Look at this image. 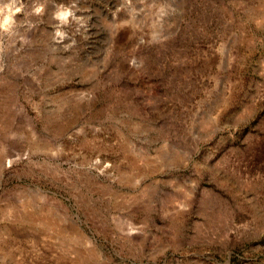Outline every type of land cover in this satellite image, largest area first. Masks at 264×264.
Listing matches in <instances>:
<instances>
[{"label": "rangeland", "instance_id": "374dc122", "mask_svg": "<svg viewBox=\"0 0 264 264\" xmlns=\"http://www.w3.org/2000/svg\"><path fill=\"white\" fill-rule=\"evenodd\" d=\"M0 264H264V0H0Z\"/></svg>", "mask_w": 264, "mask_h": 264}, {"label": "bare ground", "instance_id": "6f19581e", "mask_svg": "<svg viewBox=\"0 0 264 264\" xmlns=\"http://www.w3.org/2000/svg\"><path fill=\"white\" fill-rule=\"evenodd\" d=\"M67 15H68V12H62L61 13V16H63V17H67ZM7 18H5V20H6ZM60 19V18H59ZM64 19V18H63ZM66 19V18H65ZM60 22H57V24H59ZM62 36L59 34V36L57 37V38H59V39H62L61 38Z\"/></svg>", "mask_w": 264, "mask_h": 264}, {"label": "clouds", "instance_id": "9594fccd", "mask_svg": "<svg viewBox=\"0 0 264 264\" xmlns=\"http://www.w3.org/2000/svg\"><path fill=\"white\" fill-rule=\"evenodd\" d=\"M17 11H19V9H17ZM5 25H7V21H5Z\"/></svg>", "mask_w": 264, "mask_h": 264}]
</instances>
